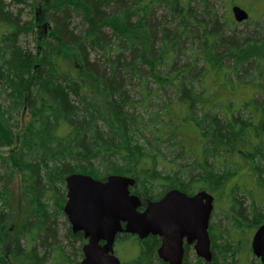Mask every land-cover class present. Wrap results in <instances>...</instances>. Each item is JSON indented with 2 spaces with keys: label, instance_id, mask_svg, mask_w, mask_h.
Masks as SVG:
<instances>
[{
  "label": "trees",
  "instance_id": "trees-1",
  "mask_svg": "<svg viewBox=\"0 0 264 264\" xmlns=\"http://www.w3.org/2000/svg\"><path fill=\"white\" fill-rule=\"evenodd\" d=\"M22 1L0 0L4 28L0 33V149L5 147L0 153V231L10 208L9 182L14 171L20 176L27 206L15 237L8 244L0 241V264H8L7 258L17 259L18 264H77L75 256L82 255L85 239L81 232H72L63 211L64 179L70 173L99 179L125 175L135 180L131 192L149 199L171 188L191 194L207 187L200 180L217 178L213 208L222 211L225 230H219V223L217 230L212 229L209 221L212 258L206 262L194 254L192 264H261L251 252L249 235L242 232L246 224L264 222L262 170L252 172L254 185L248 187L239 182L235 160L231 171L219 177L209 163L218 166L234 157V151L242 158L239 152L250 153V144L257 152L264 135L263 111L258 119L257 114L252 115L254 119L230 114L224 121L213 107L219 101L214 92L207 97L199 93L209 71L223 76L216 81L220 91L230 93L240 82L224 77L229 70L214 48L222 34L217 23L211 24L214 14L208 1L55 0L46 11L49 30L42 39L36 35L33 19L22 20L20 12L5 10ZM156 5L161 14L154 18ZM223 22L231 27L230 21ZM193 25L202 28L195 50ZM261 25L253 36L243 38L241 47L229 43L231 38L223 42L224 54L234 60L232 71L240 64L235 54L244 55L248 46L257 53L264 46V19ZM27 35L33 39L32 49L25 47ZM189 50L192 54L182 60ZM197 51L204 59L199 68L194 58ZM259 64L263 68H258V76H263L264 60ZM134 80L137 98L132 96ZM149 81L156 88H149ZM164 87L173 88L175 98L160 102L149 115L141 113L139 105L146 106ZM228 102L223 106L227 111ZM22 108L28 119L17 131ZM186 125L197 131H184ZM166 149L177 155L167 158ZM234 175L238 181L228 187ZM240 192L249 193L248 207ZM58 223L68 226L66 246L56 241ZM129 237L136 240L137 252L128 264H167L156 254L159 237ZM123 239L119 235L117 241ZM190 250L185 245L182 264H187Z\"/></svg>",
  "mask_w": 264,
  "mask_h": 264
},
{
  "label": "rangeland",
  "instance_id": "rangeland-1",
  "mask_svg": "<svg viewBox=\"0 0 264 264\" xmlns=\"http://www.w3.org/2000/svg\"><path fill=\"white\" fill-rule=\"evenodd\" d=\"M194 1L197 2L198 0H194ZM207 1L209 4V8H212V11L214 14L213 15L214 18L211 21V24L214 25L217 23V28L221 30V34H222L221 36L222 38L218 41V45H216V47L214 48H215L216 56H221V58H219L221 59V63L225 65L229 70V72L226 71V73L224 74V77L228 80L230 78L231 82H234L235 79L239 80L240 82L239 83L237 82L238 84L235 83L236 85H234L233 90L231 89L230 93H227L226 91H220V86L216 83V81L223 79V76L220 78L219 76L220 74L213 75L211 71H209L205 73V76H203L202 86L198 87V91L200 94H204L205 97L208 96L210 91L214 92L215 96L218 98L219 101L213 103V107L217 109L216 115L219 116V118L224 121L225 119L228 118L230 114H232V116L234 117L242 116V117H246L249 119L253 118L252 116L253 114H257L256 119H258L260 110L263 111L261 113L263 114V117H264V74H262L263 76H258V72H257L258 68L262 67V64H259L260 61L264 60V46H261L259 52L257 51V53L253 52L254 48H250L252 50H249L250 46H248L242 53L244 55H241L238 57L235 54L233 57L238 58V62H240V64L237 66L236 71L234 69H233L234 71H232V69L230 68L232 67L234 60L228 55L224 54L223 52L224 47L222 45L226 39L230 40L231 38L229 43L237 47H241L244 44L243 38L251 37L253 36L254 32L256 33V31L262 26L261 23L264 19V0H207ZM5 3L12 4V0H5ZM54 3H55V0H23L21 3L17 4L15 8H12L9 6L10 8H6L5 10H7L9 14H15L16 12H20V16L22 20L33 19L36 25L35 27L36 35H38L37 36L38 38L42 39L46 36L49 30V22L46 19V11ZM233 5H239L240 7L245 9L248 13V18L240 22L235 21L233 18L232 12H231V7ZM160 14H161V7L158 5L153 6L152 15H154V18L159 17ZM225 19L227 21H230L231 27H228L227 25L224 24L223 21ZM198 27L199 28H196L195 25H193L192 27L194 28L193 36L195 37L193 40L186 38L187 42H189L188 40L192 41L193 50L198 49L197 46L199 45L198 39L201 34L202 28L200 26ZM3 29L4 28L0 25L1 34L3 32L2 31ZM23 39L24 40L26 39V42H29L25 44V47L28 48L29 46L32 49L33 47L32 37L30 35H27ZM190 54H192V50L185 51V53L182 54L181 59L182 60L188 59V56ZM194 58L197 61V68L202 67L204 59L202 55L199 54L198 51L196 52V54L194 53ZM263 73H264V70H263ZM147 86L151 89L156 88L155 83L152 81H149ZM131 88H132V93H133L132 96H135L136 98L139 97L138 86L135 83V80ZM155 94H156L155 96H151L146 106L139 105L138 107L139 111L141 110L144 111L141 113H145V115H149L150 112H153L156 109V105L160 104V102H163L164 104H166L167 102L172 101V99L175 98L174 89L170 87H164L162 90H157ZM227 101H230L228 102L230 104L227 106L228 111L223 108L224 103L226 105ZM207 104L208 106H210V103H207ZM27 119H28L27 110L26 108H22L18 114L19 124H18L17 131L22 130L23 126L27 122ZM253 123L255 124V121H253ZM184 131H197V130L193 129L190 125H186V128H184ZM252 145L253 144H250L251 147H249L251 148L250 153H244L245 154L244 155L239 152V155H241L242 158H240V156L238 157L236 155V151H234V154H235L234 157L232 158L229 157L228 159H225V162L224 161H223L224 163L220 162V165L218 166H215V163L213 165L209 163L210 164L209 166H211L210 169H212V171H214L215 174L217 173L218 174L217 177H219L221 176L223 171L224 172H227L229 170L231 171L232 166L230 165H234L232 164V161L235 160L236 162H235L234 167L237 166L240 168V170H238V173H239L238 178H239L240 184H244V185H247L248 187H252L254 185V175H252V172L255 173L257 169H261L262 172H260V174L264 175V157H263L264 156V135L261 136V138L258 141V148H257L258 151L257 152L254 151V145L253 146ZM3 149H5V147L0 149V153L4 152ZM164 153L169 159L172 158L174 154H176L173 150H170V149H166ZM246 154L248 155L246 156ZM183 157L185 159H188L186 160V162H190L189 158H186V156H183ZM208 159L210 162L213 158L209 157ZM197 165L198 164H195L194 166H197ZM254 166H256V169L253 168ZM249 167H251L252 170H249ZM158 168L161 169V165ZM194 173L196 174L197 170H195ZM234 180H237V175H234L230 179L228 187L233 183ZM200 182L207 186V187L205 186L206 188L203 190L210 193L214 199H215V196H218L217 188H216L217 182H218L217 178H212L211 180L203 179V180H200ZM9 188L11 190V196H10V202H9L10 208L8 210L7 217L0 231V241L5 244H8L17 234V230L19 229L21 225V221L25 215L26 206H27L25 203V199L23 198L21 194L20 176L16 171H14L11 176V179L9 182ZM198 190H201V189H198ZM198 190H195L194 192ZM238 195L242 199L243 205L245 207H248L250 205L249 193L240 192ZM224 196L225 195H223L221 199ZM226 200L227 199L224 198L222 201H226ZM212 211H215L212 217L210 215V220H209L212 226V229L217 230L216 227L218 223H219L218 224L219 230L220 228L221 230L224 229V227L226 226V221H225L222 211L220 209L214 210V208L212 209ZM66 220H68L67 217H66ZM251 222L253 221L251 220ZM261 223H264V222H258L257 224H251V225L246 224L245 225L246 229L244 230V232H242L243 235H249V241H250L251 236L256 226ZM58 225L60 229L57 230L58 235L56 237V241L60 242L59 244L61 246H66L70 243V238L67 235L68 226L66 224L61 225V223H58ZM123 237H124L123 241H120V242L117 241L114 244V252L116 256L120 259L121 264H128V262H130L136 255L137 249L136 247H134L135 246L134 242L136 240L133 242L131 238L129 237V234H126ZM75 245H77V242L75 243ZM82 245L83 243L81 244V252H82ZM7 247H8L7 245H4V248L6 250H7ZM188 253L190 254H189V259L187 261V264H192L194 261L193 260L194 251L192 247ZM82 257H83V254L79 258L75 256V259L77 260V264H80ZM236 258L238 257L235 256L233 259L236 261ZM251 259L254 260L256 258L253 256ZM16 260H12L9 258L6 259L8 264H18L16 263Z\"/></svg>",
  "mask_w": 264,
  "mask_h": 264
},
{
  "label": "water",
  "instance_id": "water-1",
  "mask_svg": "<svg viewBox=\"0 0 264 264\" xmlns=\"http://www.w3.org/2000/svg\"><path fill=\"white\" fill-rule=\"evenodd\" d=\"M231 12L237 22L248 18L247 11L239 5H233ZM64 181L63 211L72 232L82 231L86 238L80 264H121L113 247L117 232L135 234L139 239L158 235L156 254L167 264H182L184 244L192 245L195 255L206 262L211 260L208 224L213 196L207 191L188 194L171 188L142 205L140 197L130 191L135 180L128 176L108 174L99 179L70 173ZM250 247L264 264V223L255 228Z\"/></svg>",
  "mask_w": 264,
  "mask_h": 264
},
{
  "label": "flooded vegetation",
  "instance_id": "flooded-vegetation-1",
  "mask_svg": "<svg viewBox=\"0 0 264 264\" xmlns=\"http://www.w3.org/2000/svg\"><path fill=\"white\" fill-rule=\"evenodd\" d=\"M139 197H140V199H141V201H142V205H144L145 204V201L147 200V199H149V198H142L140 195H139ZM155 200V199H154ZM213 207H214V199H213ZM123 225V224H122ZM209 226V225H208ZM77 232H81L82 233V235H83V232L82 231H77ZM126 234H129V233H126V232H117L116 234H115V239H114V244L117 242V239H118V236L119 235H123V236H125ZM83 238H84V236H83ZM85 239V242H86V238H84ZM85 242H83V244L85 243ZM100 243L102 244V243H104V241L103 240H100ZM114 244H113V246H114ZM188 246H190V247H192L191 245H188ZM82 256V255H81Z\"/></svg>",
  "mask_w": 264,
  "mask_h": 264
},
{
  "label": "bare ground",
  "instance_id": "bare-ground-1",
  "mask_svg": "<svg viewBox=\"0 0 264 264\" xmlns=\"http://www.w3.org/2000/svg\"><path fill=\"white\" fill-rule=\"evenodd\" d=\"M124 176H125V175H124ZM150 200H154V199H150ZM258 225H259V224H258ZM258 225H257V226H258ZM257 226H256V227H257ZM153 236H157V237H159L158 235H153ZM159 238H160V237H159ZM210 249H211V248H210ZM184 254H185V251H184ZM194 254H195V253H194ZM198 257H199V256H198ZM200 258H201V257H200ZM202 259H203V258H202ZM203 260H204V259H203ZM183 261H184V258H183ZM204 261H205V260H204Z\"/></svg>",
  "mask_w": 264,
  "mask_h": 264
}]
</instances>
